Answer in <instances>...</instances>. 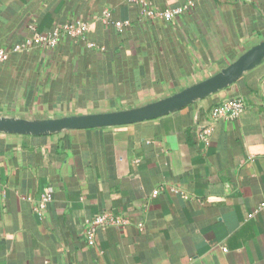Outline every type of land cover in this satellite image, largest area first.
I'll return each mask as SVG.
<instances>
[{"label":"crops","instance_id":"crops-1","mask_svg":"<svg viewBox=\"0 0 264 264\" xmlns=\"http://www.w3.org/2000/svg\"><path fill=\"white\" fill-rule=\"evenodd\" d=\"M188 1L192 10L171 22L144 14ZM106 12L130 25L118 31ZM79 20L85 38L51 48L33 40ZM262 40L264 0H0V47L10 51L0 63V115L139 107ZM236 96L243 113L215 118ZM104 212L128 223L88 234ZM0 264H264V62L152 120L0 132Z\"/></svg>","mask_w":264,"mask_h":264},{"label":"water","instance_id":"water-1","mask_svg":"<svg viewBox=\"0 0 264 264\" xmlns=\"http://www.w3.org/2000/svg\"><path fill=\"white\" fill-rule=\"evenodd\" d=\"M264 62V40L253 45L219 72L184 89L145 105L102 113L68 115L47 119H26L0 115V132L51 134L65 130L89 129L139 123L179 111L229 87Z\"/></svg>","mask_w":264,"mask_h":264},{"label":"built area","instance_id":"built-area-1","mask_svg":"<svg viewBox=\"0 0 264 264\" xmlns=\"http://www.w3.org/2000/svg\"><path fill=\"white\" fill-rule=\"evenodd\" d=\"M194 3L192 1H188L187 3L173 7V8H166V9H152V8H145L144 14L147 17L151 18H159L166 22H171L176 18L180 17L186 11H190L193 8ZM109 12H106V20L107 23L116 27V29L120 32H123L129 25V21H113L109 19ZM88 30V23L83 21H71L65 23L63 26L55 27L51 32L46 34H38L35 33L33 36V40L40 45H45L46 47H55L60 39L62 38H72V39H79L85 38V34ZM27 44H31L29 41ZM90 46L94 44L90 43ZM21 46L18 45L15 47V50L19 49ZM10 51L7 49L0 47V63L5 62L9 56ZM245 110V103L244 100L239 97H233L224 101L221 105L215 108L213 115L215 118L220 117H238L240 116L243 111ZM206 133H210V129L206 128L204 130ZM49 195L47 199H49ZM43 205L39 206L37 210L40 209ZM128 223V220L123 216H116L108 212L98 214L90 223L87 229V233L92 235L97 229L101 227H109V226H119L124 227ZM139 228L142 229V224H139ZM93 243V241H91Z\"/></svg>","mask_w":264,"mask_h":264}]
</instances>
